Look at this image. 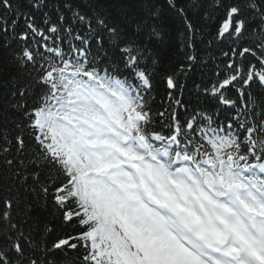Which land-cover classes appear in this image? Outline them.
I'll return each instance as SVG.
<instances>
[{
  "label": "snow or ice",
  "instance_id": "obj_1",
  "mask_svg": "<svg viewBox=\"0 0 264 264\" xmlns=\"http://www.w3.org/2000/svg\"><path fill=\"white\" fill-rule=\"evenodd\" d=\"M179 4L229 70L195 85L222 120L183 99L195 55L158 73L155 0L135 31L98 0H0V264H264V0Z\"/></svg>",
  "mask_w": 264,
  "mask_h": 264
},
{
  "label": "trees",
  "instance_id": "obj_2",
  "mask_svg": "<svg viewBox=\"0 0 264 264\" xmlns=\"http://www.w3.org/2000/svg\"><path fill=\"white\" fill-rule=\"evenodd\" d=\"M77 2L79 3L81 0H77ZM155 2L157 7L163 12L161 24L164 30L163 40L157 44L160 61L157 65L158 73L162 75L166 71L173 70L180 63L186 62L187 55H195L197 63L193 65L191 71L186 76H181V81L185 84L183 99L189 108L199 104L210 110H217L219 112L218 119H224L229 114L228 109L224 106H218L214 100L197 95L195 88L197 84L201 86L210 85L215 80L223 78L224 74L229 71L225 66L226 62H222V58L219 57L218 53L214 49L207 47L206 41L209 39L208 32L210 28L204 26V21L194 18L195 26L202 31H197L193 35L191 42L194 44V47L188 49L186 45L189 43V37L183 29L182 21L176 16L174 10L169 7L168 0H155ZM185 4L186 0H180L178 6H184ZM98 5L107 12L111 22L119 24L126 30L135 31L141 11V0H98ZM248 62H254L251 56L247 57L244 61L245 64ZM14 73L15 69L9 64L7 57L0 53V85L7 81L10 74ZM217 73H219V76H217ZM164 95L165 88L161 83L157 87V102L153 104L154 112L162 110L159 101ZM228 95L236 98L235 90H230ZM34 215L37 214L34 213ZM39 218L41 222L52 219L51 217H46L44 214H39ZM50 226H53L55 231L48 236L49 242L56 239L57 236L64 235L66 231L71 230L65 229L59 220H55ZM78 254V252L67 253L69 257L73 258ZM55 259L57 260V264H68L64 259L63 253L58 252Z\"/></svg>",
  "mask_w": 264,
  "mask_h": 264
}]
</instances>
